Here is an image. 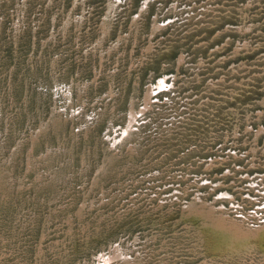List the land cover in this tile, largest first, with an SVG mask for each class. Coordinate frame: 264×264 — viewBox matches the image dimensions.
<instances>
[{"label":"rangeland","instance_id":"1","mask_svg":"<svg viewBox=\"0 0 264 264\" xmlns=\"http://www.w3.org/2000/svg\"><path fill=\"white\" fill-rule=\"evenodd\" d=\"M263 236L264 0H0V264H264Z\"/></svg>","mask_w":264,"mask_h":264},{"label":"bare ground","instance_id":"2","mask_svg":"<svg viewBox=\"0 0 264 264\" xmlns=\"http://www.w3.org/2000/svg\"><path fill=\"white\" fill-rule=\"evenodd\" d=\"M233 230H235V229H233ZM238 234L239 235H242L241 233H239V232H237V233H233L232 234V236H234V237H238ZM246 236V237H245ZM247 237H250V235L249 234H244V236H240L239 237V240L240 241H243V240H241V239H243V238H245V240H247L248 238ZM264 237V236H263ZM262 238V237H261ZM227 241V240H226ZM230 241V240H229ZM225 242V241H224Z\"/></svg>","mask_w":264,"mask_h":264}]
</instances>
